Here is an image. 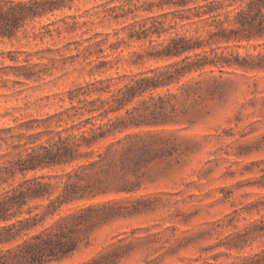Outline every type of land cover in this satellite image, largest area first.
Wrapping results in <instances>:
<instances>
[{"label": "rangeland", "instance_id": "rangeland-1", "mask_svg": "<svg viewBox=\"0 0 264 264\" xmlns=\"http://www.w3.org/2000/svg\"><path fill=\"white\" fill-rule=\"evenodd\" d=\"M109 1L120 3L74 0L72 10L49 14L30 23L27 33L1 41V58L9 63V52L28 58L37 64L39 77L0 84V125L48 121L72 107L68 93L79 84L117 74L132 77L172 62L148 59L151 45L130 41L126 25L93 16ZM73 15L80 25L95 24L76 33L63 30L60 38L56 32L41 38L43 25ZM97 42L102 54L93 46L88 50ZM231 48L247 58L244 67H213L186 77L182 84L192 96L177 103L178 116L166 124L131 126L116 136H132L129 141L149 153L140 170L128 175L134 190L109 191L92 201L106 204L101 211L110 215L108 220L76 253L51 264H232L264 251V39ZM139 109L131 116L143 112ZM117 115L128 120L125 111L112 117ZM57 120L30 134L41 132L39 139L46 142L68 127L62 121L57 128ZM15 158V151L0 147V165ZM73 168L37 174L63 175Z\"/></svg>", "mask_w": 264, "mask_h": 264}, {"label": "trees", "instance_id": "trees-1", "mask_svg": "<svg viewBox=\"0 0 264 264\" xmlns=\"http://www.w3.org/2000/svg\"><path fill=\"white\" fill-rule=\"evenodd\" d=\"M119 1L100 4L101 10L93 16L126 25L130 41L151 45L148 59L172 62L132 77L117 74L75 86L68 93L72 107L50 117L52 121L59 118L57 128L62 121L68 127L46 142L39 139L43 133L30 132L50 120L32 119L18 127L0 125V147L6 145L17 153V158L0 165V264H51L88 243L95 228L110 216L101 211L105 203L92 201L109 191L132 192L128 175L136 174L149 154L129 141L132 136H116L131 126L166 124L178 116L177 103L192 96L187 84H182L186 77L213 67H244L247 58L232 45L238 48L264 39V0ZM73 2L0 0V43L27 33V26L38 19L72 10ZM77 19L73 15L43 25L41 38L53 37V32L60 38L63 30L76 33L89 22L95 24L80 25ZM51 26L56 27L50 30ZM92 46L104 52L101 42L90 44L89 51ZM2 58L0 84H25L39 77L37 64L28 58L21 60L14 52L7 54L9 63ZM162 90L166 92L161 94ZM140 106L143 112L131 116ZM122 111L128 120L122 115L112 117ZM64 115L67 119H62ZM58 166L74 168L63 175L37 174ZM84 201L91 203L79 205ZM232 264H264V251Z\"/></svg>", "mask_w": 264, "mask_h": 264}]
</instances>
